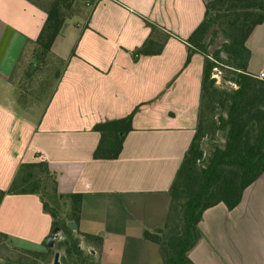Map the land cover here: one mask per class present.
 I'll use <instances>...</instances> for the list:
<instances>
[{"label":"crops","instance_id":"obj_1","mask_svg":"<svg viewBox=\"0 0 264 264\" xmlns=\"http://www.w3.org/2000/svg\"><path fill=\"white\" fill-rule=\"evenodd\" d=\"M204 4H88L54 41L47 56L60 70L53 87L38 95L29 79L20 86L18 60L34 49L26 43L37 39L46 14L26 0H0V191L8 190L22 163L46 162L57 194L82 195L78 231L102 237L99 264H161L144 232L164 225L168 190L196 128L204 56L185 60ZM145 21L168 37L160 54L135 60L150 33ZM263 33L264 22L246 42L248 72L258 77L264 75ZM136 107L119 157L94 159L100 136L93 126ZM51 223L38 195L0 200V234L10 248L46 251ZM199 229L203 236L188 252L193 264H264V172L234 209L220 203L205 210ZM0 264L15 263L0 258Z\"/></svg>","mask_w":264,"mask_h":264},{"label":"trees","instance_id":"obj_2","mask_svg":"<svg viewBox=\"0 0 264 264\" xmlns=\"http://www.w3.org/2000/svg\"><path fill=\"white\" fill-rule=\"evenodd\" d=\"M26 1L46 14L37 39L26 43V50L32 46L38 57H44L50 53L66 21L82 16L87 5L97 0ZM204 7L203 21L187 39L189 50L185 60L187 65L194 53L204 56L196 128L168 190L170 201L164 225L154 232H144V239L158 246L161 264H193L188 252L203 236L199 223L204 211L220 203L228 210L234 209L246 188L264 172V79L248 72L250 50L246 46L253 30L264 22V0H210L205 1ZM145 22L150 33L133 52L135 60L160 54L168 37L155 25ZM214 26L228 41L209 54L218 31L213 32L209 42L205 36ZM216 68L224 71L223 80L235 88L226 90L215 86L212 72ZM138 109L123 118L93 126L92 130L100 136L94 159L119 157ZM219 132L224 134V144L212 145L205 157V138L213 140ZM56 185L55 175L46 162L40 161L22 163L8 190L0 191V200L5 194L38 195L44 212L52 219L51 230L58 225V217L62 222L60 239L53 249L46 248L44 252L10 248L7 237L0 234V250L8 253L1 255V259L15 264H52L53 255L58 251L61 264H99L102 237L67 227L68 222L79 221L82 195L57 194ZM55 198L64 202V215ZM53 201L57 206H52Z\"/></svg>","mask_w":264,"mask_h":264},{"label":"rangeland","instance_id":"obj_3","mask_svg":"<svg viewBox=\"0 0 264 264\" xmlns=\"http://www.w3.org/2000/svg\"><path fill=\"white\" fill-rule=\"evenodd\" d=\"M205 1L209 2L210 0H205ZM74 20H77V18L73 20L72 19L67 20L66 23H71ZM260 37L262 39V42H264V33L261 34ZM216 39H214V42ZM46 56L47 55H45L44 57H38L37 54L33 50H30L28 51V53H26V55H24L23 60L21 61L18 67L19 72L17 74L21 79L20 86H23L26 82L25 80L28 81L29 79V85L30 86L33 85V87L36 88L35 92L38 95H39V90H41L43 86L45 87V89L46 88L51 89L53 87L56 81V75L58 74L57 72L60 70V66H61L57 60L52 59L50 56L49 57L48 56L46 57ZM33 63L37 65V67L34 69L32 68ZM212 74L217 75L218 77L219 82L216 83L215 81L216 87L220 89H226V90H230L234 88V86L230 84V82L223 80L222 76L224 75V71L222 69L216 68L213 70ZM259 77L264 79V75L259 76ZM223 144H224V134L221 132L217 133V135L215 136L213 140H209L208 138H205L203 142L204 156L206 157L210 153L212 145L222 146ZM55 200L58 202L59 211L64 215V212L66 210V206H64V202L62 200H58L57 198H55ZM50 203L52 204V202ZM55 204L56 203L54 202L52 206H57ZM154 246L155 248H158L157 245L154 244ZM85 251L89 252L87 248L85 249ZM158 252H159V248H158ZM0 253H1L0 258L2 257L1 255L8 254L7 251L5 250H0ZM48 261H50V257Z\"/></svg>","mask_w":264,"mask_h":264},{"label":"water","instance_id":"obj_4","mask_svg":"<svg viewBox=\"0 0 264 264\" xmlns=\"http://www.w3.org/2000/svg\"><path fill=\"white\" fill-rule=\"evenodd\" d=\"M218 31V27L214 26L212 27L208 33L206 34L205 36V41L206 42H209L212 38V34L214 31ZM228 40L225 39V37L223 36V34L221 32H217V39L215 40L214 44H212L210 47H209V54H213L217 49H219L221 47V45L224 43V42H227ZM222 56L224 57V54H222ZM57 222H58V225L55 226L51 231H50V234L48 235L44 245L46 248H50V249H53L54 246H55V243L58 239H60V225H61V218L58 217L57 218ZM67 227L69 229H71L72 231H77L78 230V226H77V223L75 222H68L67 223ZM60 252L56 251L53 255V261H52V264H61L60 262Z\"/></svg>","mask_w":264,"mask_h":264},{"label":"built area","instance_id":"obj_5","mask_svg":"<svg viewBox=\"0 0 264 264\" xmlns=\"http://www.w3.org/2000/svg\"><path fill=\"white\" fill-rule=\"evenodd\" d=\"M212 78L215 79L216 83L219 82V81H218V77H217V75L212 74ZM234 88H235V86H234Z\"/></svg>","mask_w":264,"mask_h":264},{"label":"flooded vegetation","instance_id":"obj_6","mask_svg":"<svg viewBox=\"0 0 264 264\" xmlns=\"http://www.w3.org/2000/svg\"><path fill=\"white\" fill-rule=\"evenodd\" d=\"M213 44H214V42H213ZM212 45V44H211ZM218 50V49H217Z\"/></svg>","mask_w":264,"mask_h":264}]
</instances>
